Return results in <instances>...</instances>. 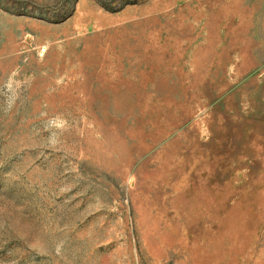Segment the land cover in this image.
<instances>
[{"label":"rangeland","instance_id":"obj_1","mask_svg":"<svg viewBox=\"0 0 264 264\" xmlns=\"http://www.w3.org/2000/svg\"><path fill=\"white\" fill-rule=\"evenodd\" d=\"M0 264H264V0H0Z\"/></svg>","mask_w":264,"mask_h":264}]
</instances>
